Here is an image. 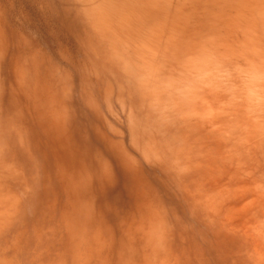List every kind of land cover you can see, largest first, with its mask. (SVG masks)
<instances>
[{"label": "rangeland", "instance_id": "obj_1", "mask_svg": "<svg viewBox=\"0 0 264 264\" xmlns=\"http://www.w3.org/2000/svg\"><path fill=\"white\" fill-rule=\"evenodd\" d=\"M143 257L264 264V0H0V264Z\"/></svg>", "mask_w": 264, "mask_h": 264}, {"label": "bare ground", "instance_id": "obj_2", "mask_svg": "<svg viewBox=\"0 0 264 264\" xmlns=\"http://www.w3.org/2000/svg\"><path fill=\"white\" fill-rule=\"evenodd\" d=\"M118 14V13H117ZM134 16V15H133ZM114 20H115V18H113L112 19V23L114 22ZM119 23V22H118ZM201 60V59H200ZM202 62V64L200 65V69H199V71L201 70V69H203L202 71H201V73L202 74H207L206 76H208V74H209V71H207V70H209L208 68L210 67V65H209V63H210V61L207 59V58H203V60L201 61ZM193 64H194V62H193ZM204 82V81H203ZM183 114V113H182ZM145 251H147V250H145ZM144 251V252H145ZM151 257V256H150ZM150 257H143V258H137V259H135V264H158V262H156V260L157 259H155V258H150ZM128 260V259H127ZM99 264H102V259H101V261H100V263ZM104 264V263H103ZM125 264H129L128 263V261L125 263ZM163 264H165V263H163Z\"/></svg>", "mask_w": 264, "mask_h": 264}]
</instances>
